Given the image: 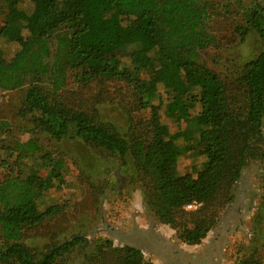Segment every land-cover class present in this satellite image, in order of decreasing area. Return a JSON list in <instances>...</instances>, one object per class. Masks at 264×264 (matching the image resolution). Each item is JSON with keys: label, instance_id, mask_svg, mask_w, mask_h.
<instances>
[{"label": "trees", "instance_id": "16d2710c", "mask_svg": "<svg viewBox=\"0 0 264 264\" xmlns=\"http://www.w3.org/2000/svg\"><path fill=\"white\" fill-rule=\"evenodd\" d=\"M24 2L32 5L29 13L19 7ZM2 6L0 38L16 42L19 50L10 60L0 52V90L25 87L23 110L31 116L33 129L49 141L83 142L122 165L132 163L150 181L145 196L160 223L180 229L176 219L184 217L186 206L211 205L219 196L222 205L231 201L245 161L264 158V0H252L242 12L238 35L255 34L262 48L235 78L244 89L238 101L221 76L201 62L200 52L215 44L208 30L212 15L203 0H2ZM154 50L165 61L163 67L154 66L149 56ZM68 73L82 85L110 80L131 86L138 107L150 110L147 132L136 135L129 129L121 135L93 112L66 105L60 96ZM159 86L167 115L185 124L182 131L171 134L159 121L160 104H154ZM196 105L200 110L193 114ZM7 128L0 120V135ZM193 134L198 135L197 148H177L178 140ZM15 150L18 161L39 159L46 175L30 172L24 177L17 170L0 181V262L54 264L83 237L75 234L35 256L23 235L58 212L56 205L39 211L38 201L53 187L52 180L65 173L63 158L35 141ZM192 150L205 159L201 169L195 177L178 175L180 155ZM216 215L215 210L209 221L194 218L191 227L177 230L178 239L189 246L199 244ZM261 248L249 249L238 264H264ZM115 252L112 264H151L135 248Z\"/></svg>", "mask_w": 264, "mask_h": 264}, {"label": "rangeland", "instance_id": "374dc122", "mask_svg": "<svg viewBox=\"0 0 264 264\" xmlns=\"http://www.w3.org/2000/svg\"><path fill=\"white\" fill-rule=\"evenodd\" d=\"M203 1L212 15L208 30L215 44L200 52L201 62L221 76L230 96L238 101L242 99L244 89L235 78L240 75L243 65L257 56L262 48L255 34L245 38L238 35V28L243 25L242 12L252 4V0ZM19 7L26 13L32 10L29 2ZM4 18L5 10L0 0V27ZM23 34L26 35L25 32ZM53 43L52 40L49 60H52L54 52ZM18 50L16 42L0 38V52L5 60H10ZM149 56L156 68L166 64L155 50ZM24 90L25 87L15 91L0 90V120L8 123L6 132L0 135V181L17 170L24 177L32 174L30 172L46 175V168L41 166L39 159L18 161L15 147L28 141L41 144L45 151H53L55 158L61 156L66 167L61 179L54 178L53 187L38 201L39 211L56 205L58 212L24 232L23 242L35 256L79 234L83 242L59 257L54 264H112L118 256L115 249L133 244L116 237L113 231L124 234L135 228L145 229L160 246L170 250L190 254L210 249L218 257L217 264H238L249 249L264 247V158L245 161L234 183L231 201L222 205L219 196L211 205L200 204L197 207L193 204L190 208H183L184 217L176 219V222L181 221L180 229L191 227L194 218L209 221L211 214L217 211L215 222L205 237L199 244L189 246L178 239V226L174 229L157 220L151 202L145 196L151 186L150 181L138 173L132 163L122 165L116 157L83 142L49 141L33 129L31 116L23 110ZM195 93L191 92L192 95ZM60 97L69 107L93 112L101 120L113 124L121 135L129 133V129L136 135L147 132L145 125L150 120V110L138 107L136 92L124 82L100 80L82 85L68 73ZM155 100V105L160 104L159 121L168 127L171 134L182 131L185 124H176L167 115L166 96L161 86ZM199 110V105H196L192 113ZM262 130L264 134V123ZM175 144L178 149L191 145L195 149L198 135L180 139ZM204 161L196 150L184 153L177 162L176 173L195 177ZM2 247L0 241V250ZM137 250L141 251L144 262L166 264L150 249ZM260 252L263 253L264 248ZM0 264L16 263L8 260Z\"/></svg>", "mask_w": 264, "mask_h": 264}, {"label": "flooded vegetation", "instance_id": "af4514ba", "mask_svg": "<svg viewBox=\"0 0 264 264\" xmlns=\"http://www.w3.org/2000/svg\"><path fill=\"white\" fill-rule=\"evenodd\" d=\"M150 250L164 259L166 264H217L218 257L210 249H203L204 253H183L160 246L152 237L149 239Z\"/></svg>", "mask_w": 264, "mask_h": 264}, {"label": "water", "instance_id": "95a60500", "mask_svg": "<svg viewBox=\"0 0 264 264\" xmlns=\"http://www.w3.org/2000/svg\"><path fill=\"white\" fill-rule=\"evenodd\" d=\"M113 235H115L116 237L126 241V242H131L133 243L132 245H130V247L135 248V249H150V241L149 239L146 238H142V237H134L131 234H122L117 232L116 230L113 231Z\"/></svg>", "mask_w": 264, "mask_h": 264}, {"label": "crops", "instance_id": "0c3cea01", "mask_svg": "<svg viewBox=\"0 0 264 264\" xmlns=\"http://www.w3.org/2000/svg\"><path fill=\"white\" fill-rule=\"evenodd\" d=\"M126 234H131L134 237H142V238H146V239H150L151 236L148 234V232L145 229L142 228H135L132 231H130L129 233Z\"/></svg>", "mask_w": 264, "mask_h": 264}, {"label": "built area", "instance_id": "2783aa9c", "mask_svg": "<svg viewBox=\"0 0 264 264\" xmlns=\"http://www.w3.org/2000/svg\"><path fill=\"white\" fill-rule=\"evenodd\" d=\"M188 208L192 207L191 205L187 206Z\"/></svg>", "mask_w": 264, "mask_h": 264}]
</instances>
